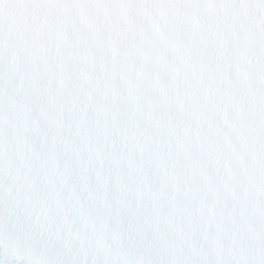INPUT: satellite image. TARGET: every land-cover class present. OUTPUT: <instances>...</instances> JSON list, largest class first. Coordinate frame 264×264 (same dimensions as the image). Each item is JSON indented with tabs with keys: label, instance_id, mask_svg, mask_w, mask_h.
Returning a JSON list of instances; mask_svg holds the SVG:
<instances>
[{
	"label": "snow or ice",
	"instance_id": "obj_1",
	"mask_svg": "<svg viewBox=\"0 0 264 264\" xmlns=\"http://www.w3.org/2000/svg\"><path fill=\"white\" fill-rule=\"evenodd\" d=\"M0 264H264V0H0Z\"/></svg>",
	"mask_w": 264,
	"mask_h": 264
}]
</instances>
